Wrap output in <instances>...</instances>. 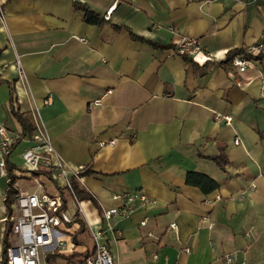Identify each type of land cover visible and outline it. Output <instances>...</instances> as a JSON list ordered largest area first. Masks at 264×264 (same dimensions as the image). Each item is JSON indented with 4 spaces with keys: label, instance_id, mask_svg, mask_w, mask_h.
<instances>
[{
    "label": "crops",
    "instance_id": "crops-1",
    "mask_svg": "<svg viewBox=\"0 0 264 264\" xmlns=\"http://www.w3.org/2000/svg\"><path fill=\"white\" fill-rule=\"evenodd\" d=\"M0 1V126L19 131L10 104L29 116L38 109L63 162L88 168L78 181L92 201L81 202V219L94 231L101 208L122 206L113 196L141 192L153 201L112 220L103 239L116 264H225L232 252V264H264V58L242 73L226 62L264 35V0ZM76 5L103 20L114 8L92 25ZM170 28L198 38L215 59L168 49L177 39ZM219 156L223 169L211 160ZM190 173L216 189L202 191ZM6 188L0 174V260ZM80 244L76 253L92 249Z\"/></svg>",
    "mask_w": 264,
    "mask_h": 264
},
{
    "label": "built area",
    "instance_id": "built-area-1",
    "mask_svg": "<svg viewBox=\"0 0 264 264\" xmlns=\"http://www.w3.org/2000/svg\"><path fill=\"white\" fill-rule=\"evenodd\" d=\"M113 8L114 6L108 9L104 20L109 19ZM0 21L5 22V12L1 1ZM169 30L177 37L174 43L176 54L188 57L195 62H209L215 59L209 52L202 50L198 38L181 35L176 28ZM260 53L264 54V35L250 47L231 52L229 64L236 72L242 73L253 66L254 61L250 60L248 56ZM14 68L18 72L19 78L24 79V71L18 61ZM261 92L264 98V88ZM110 93L111 91L106 92V94ZM92 105L100 106L101 98L94 100ZM220 118V115L214 114L216 121ZM32 119L35 132L30 139H20L19 131H12L0 126V174L6 177L5 156L9 153L11 146L19 140L20 143L26 144L20 154L26 174L18 169H14L12 173L16 179L31 180L36 186L32 191L19 189L11 204V214L4 218L5 222L9 221L12 224L10 245L6 249V264H48V256L55 253L61 254L64 250H70L69 254H71L78 248L71 238L80 228L77 219H81V216L84 218L81 202L74 194L71 181L78 177L84 167L71 168L63 162L40 125L36 107L33 109ZM223 119L226 124H230L229 116H225ZM234 143L237 144V140ZM113 144L114 141L98 142L100 147ZM67 195L74 209L72 212L68 210ZM112 198L120 200L122 206L120 208H101L98 229L94 231L87 222H84L92 241V249L81 248L82 256L75 264H116L103 239L108 235V232L113 230V226L110 225L112 220L115 217L129 216L136 203L153 204V201L141 192L116 195ZM145 224L146 220L144 219L139 225L143 227ZM169 229L176 230V224H170ZM148 236L152 237V234H148ZM69 243L72 247H69ZM183 251L189 253L188 248H184ZM153 258L156 259L157 256L154 255ZM236 258V252H232L225 255L223 261L225 264H232Z\"/></svg>",
    "mask_w": 264,
    "mask_h": 264
},
{
    "label": "trees",
    "instance_id": "trees-1",
    "mask_svg": "<svg viewBox=\"0 0 264 264\" xmlns=\"http://www.w3.org/2000/svg\"><path fill=\"white\" fill-rule=\"evenodd\" d=\"M77 8H79V10H81L84 13V21L87 24H92V25H100L103 22H105L103 20V18H101L98 14H96L95 12L91 11L88 7H86L85 5H76ZM118 29V28H117ZM130 36L133 39H139L137 36L132 35L129 32ZM168 49H172L174 50V46L169 47ZM239 49L233 50V51H238ZM230 51L227 54L226 57V62H229V58H230V53L233 52ZM248 58L250 60H260L262 58H264V54L260 53L258 55L255 56H248ZM187 59V58H185ZM9 110L13 116V118L15 119L18 127H19V135H20V139H30L31 136L33 135V133L35 132V126L33 123V119L32 116L30 115H25V114H20L18 112H15L13 110L12 105H9ZM20 144V141L18 140L15 144H13L9 150V153L5 156V168H6V191H5V195H4V200H3V205L5 207V214L6 217L9 216L11 214V204L13 202L14 196L17 193V189L15 187V183L17 181V179L14 177L13 175V170L16 169L14 167V165L10 162V156L11 153L13 151V149ZM218 167H220L221 169H223V167L226 165V160L224 159L223 156H219L217 158H212L211 159ZM89 174L88 168H84L83 170H81L78 174L77 178H73L72 181V187H73V191L74 194L76 196V198L80 201H92V198L89 194H87L85 192V190H83L79 184L78 179ZM187 177L189 178V180H191L190 182L193 185L196 186H200L202 191L208 192L210 190L216 189V184L207 179L206 177L199 175V174H195V173H190L187 174ZM206 184L208 185V187L206 188ZM205 185V187L203 186ZM77 223H79L80 228L79 231L76 232L75 234L72 235V241L75 243L76 247L81 246L79 240L77 239L78 235L84 234L85 232H87L86 229V225L83 222L82 219H77ZM11 233H12V224L9 221H6L5 223V230H4V234H3V239H2V254H1V260H0V264H6V249L9 247L10 245V238H11ZM82 256L81 253H76L75 251L72 252L71 254L65 256L63 254L60 253H55L51 256H48L47 259L49 261H53V260H57V259H62L63 263L62 264H75V262L77 260H79V257Z\"/></svg>",
    "mask_w": 264,
    "mask_h": 264
},
{
    "label": "rangeland",
    "instance_id": "rangeland-1",
    "mask_svg": "<svg viewBox=\"0 0 264 264\" xmlns=\"http://www.w3.org/2000/svg\"><path fill=\"white\" fill-rule=\"evenodd\" d=\"M19 151V150H18ZM16 152V154L13 156V158H11V162L13 163L14 167L20 171H22V173H25V167H24V164L22 163V160L19 156V152ZM26 174V173H25ZM23 174V175H25ZM26 177V176H24ZM3 181V180H2ZM5 183V179L3 181ZM16 186L18 189H26L28 191H32L35 189V185L32 183L31 180H28V179H24V178H21V179H17L16 181ZM66 198L68 199V210L69 212H72L74 211V209L72 208V203L70 201V198L69 196L67 195ZM82 242V244H89V243H92L91 239H90V236H89V233L85 232L84 234H81L80 235V239H79V242ZM84 242V243H83Z\"/></svg>",
    "mask_w": 264,
    "mask_h": 264
}]
</instances>
